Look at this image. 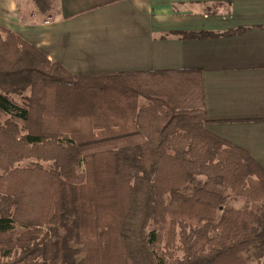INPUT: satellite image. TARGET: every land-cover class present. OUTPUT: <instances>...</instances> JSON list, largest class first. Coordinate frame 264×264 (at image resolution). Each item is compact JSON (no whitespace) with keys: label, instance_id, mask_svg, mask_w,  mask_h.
Segmentation results:
<instances>
[{"label":"trees","instance_id":"16d2710c","mask_svg":"<svg viewBox=\"0 0 264 264\" xmlns=\"http://www.w3.org/2000/svg\"><path fill=\"white\" fill-rule=\"evenodd\" d=\"M205 125L199 70L74 75L0 27V264H261L264 173Z\"/></svg>","mask_w":264,"mask_h":264},{"label":"crops","instance_id":"0c3cea01","mask_svg":"<svg viewBox=\"0 0 264 264\" xmlns=\"http://www.w3.org/2000/svg\"><path fill=\"white\" fill-rule=\"evenodd\" d=\"M27 3L0 0V27L74 75L199 70L207 131L264 173V0H52L46 19Z\"/></svg>","mask_w":264,"mask_h":264},{"label":"rangeland","instance_id":"374dc122","mask_svg":"<svg viewBox=\"0 0 264 264\" xmlns=\"http://www.w3.org/2000/svg\"><path fill=\"white\" fill-rule=\"evenodd\" d=\"M27 1H30V0H18V2H19V6H20V10L22 11V12H26L27 10H28V8H29V5H28V3H27ZM28 5V6H27ZM27 6V7H26ZM30 9L32 10V9H34V7L33 6H31V4H30ZM44 16V19H46L48 16H47V14H45V15H42V16H35V18H41L42 19V17ZM197 185V182L196 183H194L193 185H192V187H194V186H196Z\"/></svg>","mask_w":264,"mask_h":264}]
</instances>
